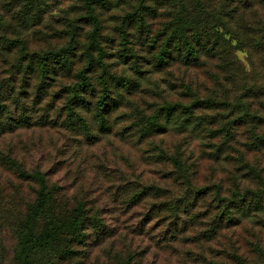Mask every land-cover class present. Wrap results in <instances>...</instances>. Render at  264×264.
I'll use <instances>...</instances> for the list:
<instances>
[{
	"label": "rangeland",
	"instance_id": "374dc122",
	"mask_svg": "<svg viewBox=\"0 0 264 264\" xmlns=\"http://www.w3.org/2000/svg\"><path fill=\"white\" fill-rule=\"evenodd\" d=\"M28 1L0 0V5H13L17 12ZM258 1L264 22V0ZM46 2L41 20L25 21L12 13L0 30V96L6 110L0 123L7 130L0 135V264H15L17 227L39 188L10 169L6 156L29 173H42L48 187H57L56 198L67 201L69 209L82 201L99 215L107 235L89 244V255L81 263L264 264V214L245 218L234 211L233 218L240 224L215 223L226 204L219 196L264 188V151L247 145V124L234 122L248 104L264 109L255 96L264 92V52L233 47L238 62L228 64L229 68L220 59L206 57L199 68L174 64L158 69L151 66L147 47L137 44L133 35L123 39V16L136 3L98 10L100 23L94 29L82 0ZM157 6L155 15H147L150 28L145 34L147 40H156L155 53L168 36L176 11L173 4ZM92 39L91 57H100L98 48L104 53L102 61L89 64L83 45ZM67 46L74 48L64 53L69 61L61 67L54 56ZM46 59L59 67L44 84L40 69ZM134 59L144 73L132 68ZM80 70L95 86L82 92L91 102L82 107L72 103ZM106 70L137 85L128 93L118 87L122 97L104 128L96 118L95 102L103 94L99 77ZM187 87L193 91L187 93ZM113 90L110 95L117 97L118 89ZM197 98L214 101L195 109L200 123L194 119L181 131L174 125L164 131L147 128L148 118L164 106ZM24 108L30 125L21 121ZM72 109L79 110L88 128L71 114ZM146 129L149 133H143ZM226 129L236 139L225 143ZM175 156L183 159L186 173L176 167ZM241 157L262 178L247 177L248 167ZM131 196L143 199L130 203ZM173 205H180L177 214L170 210ZM212 227L220 231L209 239Z\"/></svg>",
	"mask_w": 264,
	"mask_h": 264
},
{
	"label": "trees",
	"instance_id": "16d2710c",
	"mask_svg": "<svg viewBox=\"0 0 264 264\" xmlns=\"http://www.w3.org/2000/svg\"><path fill=\"white\" fill-rule=\"evenodd\" d=\"M82 1L86 6L90 23L94 29H98L100 23L98 10L102 13L103 10H112L125 4L136 3L134 9L123 16L121 33L125 41L129 39V35H133L132 38H135L137 44L144 48L147 47L146 49L152 53L151 66L158 69H165L174 64L199 68L202 66V59L206 57L220 59L227 64L225 68H229L228 64L238 62V57L232 54L233 47H237L239 50L252 49L264 52V22L262 21L263 16L260 15L261 2L258 0ZM172 4L176 11L172 22L167 27L169 31L166 35L168 36L155 53L156 40H147V37H145L150 28L147 15H155L157 5L168 6ZM46 5H48L46 0H29L17 12H13L11 9L13 5H10V8L0 5V30L5 29L8 25L7 17L12 13L14 18L17 16V19L22 18L25 21L32 20V22H35L41 20L43 13H46ZM130 44L133 45L134 42H130ZM93 47V39L83 45V53L91 58L89 64H94L97 60L102 61V52L104 53L103 48H98L100 57L94 59L91 57ZM73 48L67 46L61 49L62 52L56 53L54 56L57 61L56 64L66 67L69 59L66 58L65 54ZM121 55L127 57L126 54ZM145 59L150 61L147 55H145ZM47 62L50 61L46 59L40 69L44 84L48 83L47 80L52 79L53 74H56L57 67H59L53 63L54 61L50 62L51 64ZM131 63L136 73L145 72L140 70L138 60L134 59ZM24 70L25 73L28 72L27 68H24ZM77 77L79 82L74 86L72 98L74 101L72 103L75 106L82 107L91 103L86 96L82 95V92L93 91L95 86L85 71L80 70ZM99 78L103 94L95 102V115L102 127L106 128V125L109 124L108 115L122 97L118 92V87L126 88L128 93L137 84L134 80H127L126 76H117L108 72V70ZM113 88L118 89L117 97L110 95L114 91ZM187 89V93L193 91L191 87H187ZM255 96L261 99V105H263L264 92L255 94ZM205 103L211 105L214 101H203L197 98L194 102L188 104L182 102L170 103L161 108L158 114L148 118L147 128L164 131L169 125H174L180 131L181 129L187 130L194 119L196 120L195 109L202 107L200 104ZM23 110L21 121L24 122V125H30L31 122L27 120L29 116L26 115L25 108ZM5 112L0 96V116ZM71 114L78 117L79 122L88 128L79 110L72 109ZM234 122L236 126L247 124V138L249 139L247 145L254 150L264 151V109L253 108L252 104H248L245 107L244 115L238 116ZM197 123L200 122L197 121ZM12 127L14 126H9V129H12ZM5 131L7 130L0 123V135ZM143 133H149L148 129ZM223 136L226 138L225 143L230 139H236V136L229 129L223 131ZM220 148L217 149L216 153L221 152ZM241 159L248 167L247 177L250 178L253 175L262 178L255 166L250 165L243 157ZM6 160L10 164V169L14 170L21 179L39 184L35 200L29 205L25 219L17 227L19 248L15 264H72L76 261L79 264H86V262L81 263L79 260L85 259L89 255V244L93 241L104 240L107 235L106 226L99 215L91 213L82 201H76L75 206L69 209L67 201H59L56 198L57 187H48L46 178L42 173H29L15 159L6 156ZM172 160L181 172H187L184 161L180 156H175ZM202 190L200 189L197 192L201 193ZM15 191H18V188ZM2 193V188H0V195ZM219 197L226 204H224V209L215 223L226 220L227 227L240 224L239 221L237 222L238 219L233 218L234 211L240 212L245 218H253L256 213L264 214V188L262 187L257 190L247 189L245 192H236L235 195L231 194L227 197ZM142 199L143 196H131L128 200L131 203ZM170 210L173 214H177L180 211V205H173ZM210 231L209 239L215 237L220 230H213L212 227ZM124 264H129V262L125 261Z\"/></svg>",
	"mask_w": 264,
	"mask_h": 264
}]
</instances>
